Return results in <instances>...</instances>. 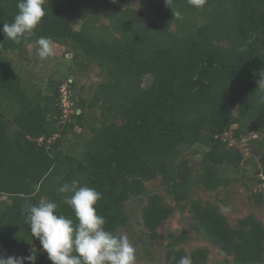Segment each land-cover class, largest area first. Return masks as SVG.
Segmentation results:
<instances>
[{"label":"trees","instance_id":"trees-1","mask_svg":"<svg viewBox=\"0 0 264 264\" xmlns=\"http://www.w3.org/2000/svg\"><path fill=\"white\" fill-rule=\"evenodd\" d=\"M17 2L0 0V28L13 22ZM141 3L154 17L134 0H47L45 17L26 41L16 44L0 33V251L19 256L14 250L27 255L34 247L37 264H52L31 237L22 206L52 200L58 214L75 222L63 202L68 194L58 192L66 182L76 179L101 193L97 212L119 235L129 222L127 201L160 180L142 218L150 240L168 241L164 264L185 255L192 264H208L207 246L186 248L195 238L224 255L215 264H264V222L250 213L232 224L222 205L197 196L249 177V199L264 206V92L258 88L264 0H205L201 8L173 0L179 19L164 0ZM39 37L69 47L73 63L83 57L99 66L91 96L76 97L70 75L52 73L49 92L24 78L9 55L29 61ZM65 84L72 94L69 117L61 102ZM229 132L238 140L258 135L249 139V151L259 168L230 145ZM199 144L207 149L195 166L185 150ZM229 171L241 177L224 175ZM177 211L188 213L187 226L161 232Z\"/></svg>","mask_w":264,"mask_h":264},{"label":"clouds","instance_id":"clouds-1","mask_svg":"<svg viewBox=\"0 0 264 264\" xmlns=\"http://www.w3.org/2000/svg\"><path fill=\"white\" fill-rule=\"evenodd\" d=\"M47 0H18V12L13 22L5 23L0 28L5 38L20 44L33 36L34 31L46 15ZM205 0H188V4L201 8ZM166 7H173V0H164ZM175 18L181 13L174 10ZM37 55L43 61L55 55L52 41L39 37ZM258 88L264 92V71ZM59 193H66L63 202L70 206L75 215L72 219L57 213L58 205L52 200H40L38 203H25L21 214L24 223L30 226L31 237L40 241V252L47 253L52 264H136V249L127 235H118L107 230L105 218L98 214L95 207L101 198L95 188L81 185L76 179L64 183L58 188ZM227 209L221 207L220 211ZM38 251L30 248L27 255H5L0 251V264H37ZM177 264H192L190 256H181Z\"/></svg>","mask_w":264,"mask_h":264},{"label":"rangeland","instance_id":"rangeland-1","mask_svg":"<svg viewBox=\"0 0 264 264\" xmlns=\"http://www.w3.org/2000/svg\"><path fill=\"white\" fill-rule=\"evenodd\" d=\"M134 3V5H136L137 7H143L149 17H154L153 12L147 7L146 4L144 6L141 5V0H134ZM81 22V20H76L74 23L75 28H80ZM53 46L55 49V55L48 57L43 61H41L37 55L38 45L29 47V61L21 59V57L16 54H10L9 56L16 67L20 70L24 78L29 81L32 80V82H36L39 87L44 90V92L50 91V88L48 89L47 87V82L50 75L52 73H56L57 75H59V77L70 75V81L72 80L76 85V97H79L80 95L91 96L95 89V86L101 80L99 66L94 62H88V60L84 59L83 57H80L77 63H73L71 60L73 59L74 55L73 52H69V47L57 43H53ZM68 65H72L71 68H69ZM83 65H85V68H83ZM144 82L146 85H148L150 83V79L148 77H145ZM79 87L81 88V90L79 89ZM70 111H72L71 108L65 110V114L67 117H69ZM77 131H80L79 127H77ZM231 134L232 132H229L228 135L225 136L230 140V145L240 148L245 154V159H252V163L255 164V168H259V166L261 165L258 161V158L251 157V153L249 151V139L255 138L258 135L255 132L248 133L243 136V139L238 140L233 138ZM72 142H74V145H77L75 141ZM81 147L82 146L80 145L77 147V152L81 150ZM206 149L207 148L200 144L187 148L185 150V155L190 158V164H193L195 166L197 164L199 165L201 161H203L204 151ZM248 167L252 168V166L250 165H248ZM241 174L242 172H224V175H230V178H233L234 176L236 178H240ZM247 174L248 176L253 175L252 173ZM248 178L247 180L240 178L236 182H233L232 180L229 186L221 187L217 191L205 192L200 190L199 195L197 196L203 199H210L222 205V207L227 209L225 213L228 215V218L232 224H236L240 217L246 216L250 213H254L257 218L261 219L264 222V206H256L248 197V188L250 185V180ZM160 189V180L148 181L146 183V193L139 196H132L126 203V212L129 216V222L125 227H121L118 233L119 235H127L129 241L135 247L137 256L136 264L165 263V250L168 241H164V243H161L160 240H150V238L148 237V232L143 225L142 218V210L145 203L147 202L148 195L152 194L155 191H159ZM226 202H228L229 205H226ZM187 216V212L185 213V215H183L179 211H177L166 222L164 227L160 229V231H181L187 226L185 221ZM185 246L187 249L195 246H207L211 251L210 261L208 264H215L219 260L224 259V255L220 253L219 249L205 240L195 238L192 239L190 243H186ZM14 251L19 256L24 255L22 252H19L17 250Z\"/></svg>","mask_w":264,"mask_h":264},{"label":"built area","instance_id":"built-area-1","mask_svg":"<svg viewBox=\"0 0 264 264\" xmlns=\"http://www.w3.org/2000/svg\"><path fill=\"white\" fill-rule=\"evenodd\" d=\"M61 102L64 107V110H68L71 108V91L68 89V85L65 84L61 89Z\"/></svg>","mask_w":264,"mask_h":264}]
</instances>
